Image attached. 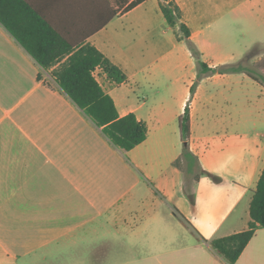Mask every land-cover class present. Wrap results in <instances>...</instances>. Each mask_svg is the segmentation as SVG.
<instances>
[{
    "label": "crops",
    "instance_id": "obj_1",
    "mask_svg": "<svg viewBox=\"0 0 264 264\" xmlns=\"http://www.w3.org/2000/svg\"><path fill=\"white\" fill-rule=\"evenodd\" d=\"M30 1L126 75L121 84L103 69L95 78L120 117L135 114L149 132L130 151L115 147L0 23V264H229L206 241L249 227L264 143L254 146L247 177L241 159L247 120L264 121V86L244 72L198 80L196 59L160 0L111 20L95 9L117 7L112 0ZM174 1L203 61L225 65L210 58L220 52L203 29L201 8L214 0ZM217 6L237 16L224 24L243 27L256 15L264 31V0ZM187 107L200 168L175 166ZM237 264H264V228Z\"/></svg>",
    "mask_w": 264,
    "mask_h": 264
},
{
    "label": "trees",
    "instance_id": "obj_2",
    "mask_svg": "<svg viewBox=\"0 0 264 264\" xmlns=\"http://www.w3.org/2000/svg\"><path fill=\"white\" fill-rule=\"evenodd\" d=\"M146 1L112 0L117 7L102 6L95 11L97 15L111 20L126 14ZM160 1L168 24L171 27H179L183 40L186 41L196 59L199 70L198 80L209 74L247 72L242 63L209 67L191 40V32L183 21L181 8L174 0ZM0 23L42 68L52 70V76L62 91L102 129L103 134L115 147L130 151L147 139L149 132L147 124L139 121L135 114L120 117L113 98L105 93L93 72L97 67H102L108 77L117 84L125 82L126 75L98 51L87 38H71L30 0H0ZM251 78L263 83L264 71L261 72L260 78L256 76ZM196 85L197 83L193 86L192 93ZM179 126L183 141V154L175 162V166L180 167L181 161L186 160L191 169L194 166L200 168L199 159L190 148L191 117L188 107L179 118ZM204 173L201 170L195 180L199 181ZM250 217L251 221L246 231L206 241L229 264H237L256 232L264 228V170L250 204Z\"/></svg>",
    "mask_w": 264,
    "mask_h": 264
},
{
    "label": "rangeland",
    "instance_id": "obj_3",
    "mask_svg": "<svg viewBox=\"0 0 264 264\" xmlns=\"http://www.w3.org/2000/svg\"><path fill=\"white\" fill-rule=\"evenodd\" d=\"M220 0L205 3L201 10L207 13L203 23L204 33L208 35L210 44L214 47V52H220L218 56H210L215 62L224 60V64H240L246 68V75L260 78L264 67V31L258 24V16L246 17V25L238 27L232 23L224 24V21L237 20V16L230 14L223 16L220 9ZM250 22V23H249ZM244 37L241 38V35ZM240 38V39H238ZM244 46V47H242ZM257 65H260L257 67ZM260 83V81H259ZM263 84L264 82L260 83ZM259 98H257L258 100ZM264 134V121L247 120V133L245 136L244 158L245 177L249 175L250 165L254 161L253 149L259 143H264L261 135ZM231 160L232 157H231Z\"/></svg>",
    "mask_w": 264,
    "mask_h": 264
},
{
    "label": "built area",
    "instance_id": "obj_4",
    "mask_svg": "<svg viewBox=\"0 0 264 264\" xmlns=\"http://www.w3.org/2000/svg\"><path fill=\"white\" fill-rule=\"evenodd\" d=\"M101 69H103V68L102 67H97L95 69V71L93 72L94 77H96L98 75V71L101 70Z\"/></svg>",
    "mask_w": 264,
    "mask_h": 264
}]
</instances>
